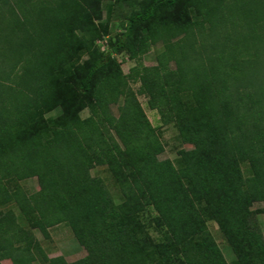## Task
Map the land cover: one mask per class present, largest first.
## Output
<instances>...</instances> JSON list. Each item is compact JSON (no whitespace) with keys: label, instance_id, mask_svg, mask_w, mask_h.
Returning <instances> with one entry per match:
<instances>
[{"label":"trees","instance_id":"1","mask_svg":"<svg viewBox=\"0 0 264 264\" xmlns=\"http://www.w3.org/2000/svg\"><path fill=\"white\" fill-rule=\"evenodd\" d=\"M104 2L132 9L111 38ZM158 43L157 65L145 66ZM119 53L135 63L126 75ZM137 94L192 146L176 164L158 160ZM101 165L118 205L90 175ZM33 177L28 194L18 183ZM254 203L264 214V0H0V264H229L208 221L231 264H264ZM63 223L85 252L74 262L49 258L33 233L48 239Z\"/></svg>","mask_w":264,"mask_h":264},{"label":"rangeland","instance_id":"2","mask_svg":"<svg viewBox=\"0 0 264 264\" xmlns=\"http://www.w3.org/2000/svg\"><path fill=\"white\" fill-rule=\"evenodd\" d=\"M108 2L103 3V20L104 22L108 23V35L111 37L115 36L121 31L122 24L126 21L128 15L131 12V8L128 7H112V9L107 10ZM232 6H229L228 11L226 12V19L233 16L232 12H235V1L232 2ZM227 28V27H226ZM230 28H227L229 30ZM102 38L96 42V45L101 50H107V46L104 40L108 37H104L102 33ZM101 41V43H100ZM99 42V43H98ZM164 47L162 43H158L150 48L148 53H146L142 57V63L145 66H156V56L163 51ZM114 60L116 61L117 65L120 67L123 74H128L130 68L134 66V61L129 59V57L125 53L115 54ZM86 59L85 54H81L80 61H84ZM170 68L174 69L175 66L173 63L170 64ZM130 87L137 91L139 89V84H131ZM137 100L145 113L146 117L148 118L150 124L155 129V135L157 136L161 146L163 147L162 152L157 156L159 161L170 160L173 164H176V161L179 157V152L181 150H190L192 148L191 145L184 143L179 135V132L175 126V124L170 123L167 125H163L161 123L159 114L155 110H151L148 105V98L146 95L137 94ZM123 99L120 98L118 103L111 104L109 106L110 113L118 117L119 116V107L122 105ZM59 114V111H54L47 115V117H56ZM90 115L87 109L80 112V117L82 119L87 118ZM113 134V132L111 133ZM114 138L119 143L116 135ZM244 168V167H243ZM90 175L95 178H99L102 180L105 188L109 192L112 201L114 204L118 205L123 201L122 193L114 181L113 176L108 171L106 165L101 166H94L90 170ZM19 187L24 190L28 194H33L38 190V181L35 177L29 178L18 183ZM9 208L15 210L17 214L18 210L15 206L10 205ZM263 208L261 203H254L252 206V210L256 211V222L259 227V230L264 238V214L260 212ZM7 208H0V210H5ZM156 213L152 210V208H147L146 211L141 214V219L145 223L146 232L150 235L152 239L156 242L161 240V232L159 229H156L153 224L150 222L154 218ZM207 229L220 249L223 257L225 258L226 262L231 264L235 260V255L231 248L229 247L225 237L219 231L218 226L216 223L208 221L206 223ZM33 233L37 240L40 242V245L45 252V254L49 258L54 257H63L66 259L67 262H74L85 255L83 249L78 245L73 232L66 224H59L53 226L49 229V238L44 239L42 235L33 230ZM2 264H12L9 260H5ZM33 264H42L41 260L37 258V260Z\"/></svg>","mask_w":264,"mask_h":264},{"label":"built area","instance_id":"3","mask_svg":"<svg viewBox=\"0 0 264 264\" xmlns=\"http://www.w3.org/2000/svg\"><path fill=\"white\" fill-rule=\"evenodd\" d=\"M104 42H105V44H106V40H104ZM99 43V42H98ZM100 43H101V41H100Z\"/></svg>","mask_w":264,"mask_h":264},{"label":"crops","instance_id":"4","mask_svg":"<svg viewBox=\"0 0 264 264\" xmlns=\"http://www.w3.org/2000/svg\"><path fill=\"white\" fill-rule=\"evenodd\" d=\"M66 260V259H65Z\"/></svg>","mask_w":264,"mask_h":264}]
</instances>
